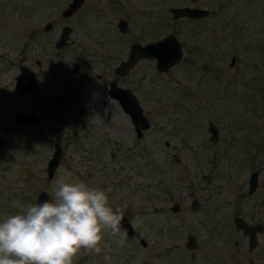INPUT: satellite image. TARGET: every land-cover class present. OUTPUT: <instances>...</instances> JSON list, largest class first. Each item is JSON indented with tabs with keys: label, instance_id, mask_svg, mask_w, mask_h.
<instances>
[{
	"label": "rangeland",
	"instance_id": "rangeland-1",
	"mask_svg": "<svg viewBox=\"0 0 264 264\" xmlns=\"http://www.w3.org/2000/svg\"><path fill=\"white\" fill-rule=\"evenodd\" d=\"M67 2L0 0V222L35 205L41 188L84 182L107 193L136 235L121 245L105 233L101 252L82 250L74 264H264V230L249 249L233 222L239 215L264 226V0H201L211 15L198 20L172 19L169 8L190 0H85L64 20ZM119 18L128 22L125 33ZM50 20L53 29L43 32ZM63 24L73 28L71 43L59 50ZM169 32L182 43L181 62L159 72L154 59L142 58L120 79L151 121L137 139L106 79L130 43ZM21 62L37 72V93L15 88ZM17 112L38 119L21 124ZM209 120L219 129L215 143ZM56 142L63 156L47 179ZM253 171L258 185L249 193ZM175 201L177 212L169 209ZM188 232L194 249L185 246Z\"/></svg>",
	"mask_w": 264,
	"mask_h": 264
},
{
	"label": "clouds",
	"instance_id": "clouds-1",
	"mask_svg": "<svg viewBox=\"0 0 264 264\" xmlns=\"http://www.w3.org/2000/svg\"><path fill=\"white\" fill-rule=\"evenodd\" d=\"M49 197L0 222V264H74L82 250L99 254L105 233L123 244L122 216L104 190L61 180Z\"/></svg>",
	"mask_w": 264,
	"mask_h": 264
},
{
	"label": "water",
	"instance_id": "water-1",
	"mask_svg": "<svg viewBox=\"0 0 264 264\" xmlns=\"http://www.w3.org/2000/svg\"><path fill=\"white\" fill-rule=\"evenodd\" d=\"M83 2L84 0H72L69 5L62 11V15H72L76 11V9L83 4ZM169 10L171 12L172 19L174 20H177L180 17L197 18L206 16L210 13V11L206 8L192 7L189 5L171 6ZM51 25L52 23L48 22L44 28V31H48L51 28ZM117 27L120 32H127L129 28L127 20L120 18L117 22ZM72 29L73 28L69 25L63 26L61 33L55 43L56 48L65 47L70 43L71 40L69 39ZM183 56L184 49L181 41L174 32H169L159 39L150 40L146 43H141L138 41L132 42L129 47L127 58L122 60L116 66L115 72L121 76L126 74L129 69L133 67L139 59L142 58L154 59L157 71L167 72L171 67L181 62ZM234 62L235 55L233 54L231 57L230 66H232ZM78 66V62L73 63L74 72L78 71ZM20 69L21 72L15 78V88L22 94L37 93L39 91V86L37 84L34 71L25 64H21ZM108 93L110 97L118 101L123 111L129 115L134 125L136 136L138 138L143 136L144 131L151 127V121L145 114L144 109L134 91L130 88L121 87L114 81H110ZM15 119L17 122L22 124H33L37 121L38 115L30 112H17L15 114ZM207 130L209 132V140L212 143H215L219 137V129L212 120L208 121ZM3 141L4 138L0 136V144H2ZM166 144L168 145L169 142L166 141ZM62 156V145L56 142L54 144L52 155L49 158L46 166L47 179H51L53 177ZM261 184H264V179ZM257 185L258 172L253 171L251 172L249 177V193H251L257 187ZM50 193L53 192L47 188L39 189L36 194V204L43 203L44 201L49 200ZM198 206V199L193 198L190 204L191 210H196ZM180 207V203L175 201L171 206H169V209L173 212H177L180 210ZM113 210L115 211L117 209L113 208ZM119 213L122 216V229L126 231L127 236H134L136 231L132 222L125 214L121 212ZM233 222L235 227L241 230L243 235L247 236L249 249H253L257 243V235L258 233L263 232L264 226L259 222L250 223L239 215L233 216ZM141 242L144 246L146 245L144 239H141ZM185 246L189 249H194L197 246V238L193 233H187Z\"/></svg>",
	"mask_w": 264,
	"mask_h": 264
},
{
	"label": "flooded vegetation",
	"instance_id": "flooded-vegetation-1",
	"mask_svg": "<svg viewBox=\"0 0 264 264\" xmlns=\"http://www.w3.org/2000/svg\"><path fill=\"white\" fill-rule=\"evenodd\" d=\"M72 0H68V2H67V4H66V6L64 7V8H62L61 10H60V16H61V18H63L64 20H66L67 18H69V17H71L72 15H74V14H76L79 10H80V8H82L83 7V5H84V3H85V0H84V2H83V4L79 7V8H77L76 9V11L72 14V15H70V16H63L62 15V11L69 5V3L71 2ZM114 4H116V3H120V0H111ZM201 0H190V2L191 3H188V4H183V5H179V6H185V5H189V6H192V7H198V8H206V9H208L206 6H204V5H202L201 4V2H200ZM209 10V9H208ZM210 11V10H209ZM211 15V11H210V13L208 14V15H206V16H201V17H197V18H188V17H180V18H178V19H189V20H198V19H203V18H206V17H209ZM120 19V18H119ZM118 19V20H119ZM123 19H125V18H123ZM48 22H51L52 23V25H51V28L48 30V31H50V30H52L53 29V27H54V23H53V21H47L46 22V24L48 23ZM46 24L43 26V28H42V31L43 32H48V31H44V28H45V26H46ZM64 25H68V24H63L62 26H61V28H60V31H59V34L57 35V38L55 39V41H54V47H55V43H56V41H57V39H58V37H59V35H60V33H61V30H62V28H63V26ZM70 26V25H69ZM72 32V31H71ZM71 34V33H70ZM36 35V32H35V30H31L30 31V36L31 37H34ZM177 36V35H176ZM159 39V38H158ZM139 42V41H138ZM70 43H71V41H70ZM69 43V44H70ZM146 43V42H145ZM68 44V45H69ZM131 44V43H130ZM68 45H66V46H68ZM65 46V47H66ZM65 47H62V48H65ZM129 47H130V45H129ZM56 48V47H55ZM62 48H56V49H62ZM184 49V48H183ZM128 52H129V50H128ZM127 56H128V54H127ZM127 56L126 57H124V58H122V59H119V61H118V63L116 64V65H114L113 67H112V78H107L106 79V83H107V89H106V91H107V94H108V96H109V93H108V90H109V83H110V81H114L115 83H117L119 86H121V87H125V88H130V87H127V86H125V85H122L121 83H120V79H123V78H125V77H127V76H129V72H130V69H129V71L126 73V74H124V75H119V74H117L116 72H115V68H116V66L122 61V60H124V59H126L127 58ZM24 59L27 57V55H25L24 54ZM23 58H22V60H24ZM75 62H77V61H75ZM74 63V62H73ZM79 63V62H78ZM21 64H25V65H27L25 62H21L20 64H19V73L21 72V69H20V66H21ZM35 64H37V65H41V61L40 60H38V59H35ZM31 70H33L34 71V73H35V77H36V81H37V84H38V80H37V72H35V70L33 69V68H31L29 65H27ZM80 68H81V64L79 63V66H78V71L76 72V73H78L79 71H80ZM72 70H73V64H72ZM18 73V74H19ZM17 74V75H18ZM16 75V76H17ZM16 76H15V78H16ZM97 77L99 78V79H102V78H104V76H103V74H97ZM39 86V85H38ZM131 89V88H130ZM135 93V92H134ZM30 94H32V93H30ZM109 98H111V99H114V98H112V97H110L109 96ZM114 100H116V99H114ZM102 101L103 102H105L106 101V99L105 98H102ZM117 101V100H116ZM118 102V101H117ZM22 124V123H21ZM29 125V124H28ZM135 135H136V133H135ZM143 135H144V133H143ZM141 137H143V136H141ZM141 137H139V138H141ZM136 138L137 139H139L137 136H136ZM165 145L167 146V147H169L170 146V143L167 145L166 144V141H165ZM263 181V180H262ZM262 183V182H261ZM120 212V211H119ZM127 216V215H126ZM128 217V216H127ZM136 231V230H135ZM135 235H136V233H135ZM134 235V236H135ZM127 236V235H126ZM134 236H132V237H134ZM141 239H143V238H140V242H141ZM146 242V241H145ZM147 243V242H146ZM141 244H142V242H141ZM144 246V245H143Z\"/></svg>",
	"mask_w": 264,
	"mask_h": 264
}]
</instances>
